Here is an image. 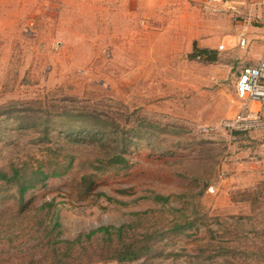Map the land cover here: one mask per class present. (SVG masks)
<instances>
[{"label": "rangeland", "instance_id": "374dc122", "mask_svg": "<svg viewBox=\"0 0 264 264\" xmlns=\"http://www.w3.org/2000/svg\"><path fill=\"white\" fill-rule=\"evenodd\" d=\"M249 2L0 0V264H264V135L204 130L238 109Z\"/></svg>", "mask_w": 264, "mask_h": 264}, {"label": "built area", "instance_id": "2783aa9c", "mask_svg": "<svg viewBox=\"0 0 264 264\" xmlns=\"http://www.w3.org/2000/svg\"><path fill=\"white\" fill-rule=\"evenodd\" d=\"M223 1L224 0H207V2L215 3H223ZM250 2L252 5H264V0H250ZM257 18L259 22H262L261 16ZM245 42L246 37L242 35L239 44L244 45ZM218 48L223 50L224 45L220 44ZM235 95L239 103L237 105L238 109L234 115L204 130L212 131L220 127L223 129L225 128L230 133L260 131L264 135V51L256 65H243L239 69L235 82ZM261 146L264 155V138ZM212 189L213 187H209V191H212Z\"/></svg>", "mask_w": 264, "mask_h": 264}, {"label": "trees", "instance_id": "16d2710c", "mask_svg": "<svg viewBox=\"0 0 264 264\" xmlns=\"http://www.w3.org/2000/svg\"><path fill=\"white\" fill-rule=\"evenodd\" d=\"M194 55H198V56H203V57H207L209 60L214 59L213 56L211 55V51L209 49H205V48H200L197 46H194ZM96 134L93 133L92 136H95ZM119 162H123L124 159L118 158ZM14 173L17 175L18 171H14ZM54 175H57V173H53ZM36 175H41L40 179L44 180L47 175L43 172V171H37ZM0 177L3 179H7V175L6 173L0 171ZM34 185V181L31 179H29L27 181V183H25L24 185L20 183L19 186V194H20V198L22 199L23 193L31 186ZM156 200H161L164 201L167 198L164 196H155ZM55 226H59L58 223V216L57 214L54 215L53 218V227ZM128 226L123 225L120 227H116V228H111V227H99L97 229H93L91 231H89L88 233L83 234L85 236L86 239H90L92 236L96 235V233L100 232L103 235H106L107 237H110V235L112 234V230L115 232L116 236L119 238H122V236L124 235V233H126ZM80 238V236L74 240H62V239H56L54 241H49L48 244L52 245V246H56L58 243H67L68 247H66L67 249L70 248V246H72L76 241H78V239ZM52 251L56 252V249H52ZM149 251V246L141 243V244H135L132 242H126L123 241L121 244H117L115 245V249H113L112 253H110V255H108L106 258L108 259H112L115 260L119 263H125L126 261H133L138 259L141 255L146 254ZM92 260V259H89Z\"/></svg>", "mask_w": 264, "mask_h": 264}, {"label": "crops", "instance_id": "0c3cea01", "mask_svg": "<svg viewBox=\"0 0 264 264\" xmlns=\"http://www.w3.org/2000/svg\"><path fill=\"white\" fill-rule=\"evenodd\" d=\"M249 4L253 7L251 2H249ZM246 32L247 34L245 36V44H239L240 46L235 47L232 51V57L234 58V61L232 63L234 67H236V63L238 62L237 60L243 63L241 64V66L256 65L261 54L263 53L264 47L262 45V39H264V26L247 25ZM259 39L261 40L259 41ZM196 46L198 47V45ZM200 48L209 49L212 54H215V51L213 50V48H215V45L212 41L208 43H203ZM241 66L239 67V69L241 68Z\"/></svg>", "mask_w": 264, "mask_h": 264}]
</instances>
